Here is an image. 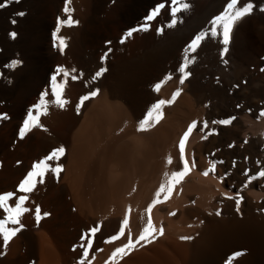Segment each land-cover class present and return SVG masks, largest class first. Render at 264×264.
Masks as SVG:
<instances>
[{
	"label": "bare ground",
	"instance_id": "1",
	"mask_svg": "<svg viewBox=\"0 0 264 264\" xmlns=\"http://www.w3.org/2000/svg\"><path fill=\"white\" fill-rule=\"evenodd\" d=\"M167 2L14 0L0 8V114L9 117L0 119V194L15 193L8 205L14 207L18 197L25 195L18 186L34 164L54 149H65L58 161L62 166L59 175L47 171L44 183H37L27 194L24 207L30 211L19 217L23 229L6 248L0 239V264H80V245L88 243L81 236L92 227L99 230L91 238L84 264H229L230 258L231 264H264V177L248 182L259 172L252 158L264 142L263 130L260 136L254 135L261 126L253 119L257 111L246 114V124H254V131L247 127L252 134L245 127L246 132H233L230 124L218 123L232 112L215 100L225 89L224 81L204 75V54L215 49L216 38L205 39L199 51L187 53L195 62L188 65L190 75L180 83L183 74L179 69L192 31L216 9L218 0L200 3L199 13L186 27L170 26L173 18ZM161 3L165 8L147 21ZM66 6L78 23H62L68 17ZM18 12L25 15L18 16ZM144 25L147 30L132 31ZM129 31L132 35L126 37ZM12 32L17 34L15 39ZM231 33L227 45L234 58L230 78L246 79V85L239 81L235 94L252 91L246 98L248 108L264 99V17L257 13L243 19ZM60 39L65 41L63 51L58 46ZM14 60L22 63L11 67ZM58 68L69 70L66 82ZM73 68L76 73L71 72ZM101 68L106 71L93 80ZM81 72L82 78L71 79ZM53 75L58 87L64 83L62 98L68 102L62 108L52 103ZM157 84H161L159 91ZM95 89L98 94L80 104L81 97ZM45 90L47 115H41V127H33L21 138L24 120ZM177 90L180 94L174 102L154 112L146 130H138L152 106L160 99L170 100ZM158 121L177 124L178 129L162 125L151 131ZM193 122L196 127L185 142V151L190 166L194 159L195 167L174 186L169 199L164 201L162 194L163 202L152 207L155 238L150 243L142 241L122 258L110 259L116 248L128 243L129 232L135 241L143 231L147 209L156 200L164 174L180 170L178 145ZM154 148L160 152L155 157ZM169 156L172 164L167 162ZM48 163L56 166L53 161ZM238 196L243 197L239 211ZM37 206L42 217L39 223ZM0 218H6L3 208ZM125 218L129 223L124 235L109 242Z\"/></svg>",
	"mask_w": 264,
	"mask_h": 264
},
{
	"label": "snow or ice",
	"instance_id": "2",
	"mask_svg": "<svg viewBox=\"0 0 264 264\" xmlns=\"http://www.w3.org/2000/svg\"><path fill=\"white\" fill-rule=\"evenodd\" d=\"M13 2H14V0H4L3 3H0V8L7 7ZM15 2H19V0H15ZM70 2H71V0H67V3H70ZM173 3H176L178 5L177 7H174L171 9L173 17H175L176 13L183 11V10H186L189 7V5L187 3H184L183 0H173ZM237 4H238V0H231V2L227 5V11H225L220 16H217L213 20V22H212L213 27L207 32L199 33V34L195 35V37L192 39V41L190 42L188 47L185 49L186 55H185L183 64H182L181 68L179 69V71L183 74L181 79H180L181 84H183L184 80L190 75V73H188L186 71L188 65L190 63L195 62L194 57L191 60L188 59L187 53L195 52L196 49L200 46V44L205 39L209 38L210 36L222 35L223 44L225 45V47L223 48L222 51L224 54H227V52H228L227 45L229 43V34L233 28V25L238 20H240L241 18L246 16L248 13H250L252 11V7H253L251 4H247L246 6H243L241 8H236ZM165 6H166L165 3H161L160 5H158V7L153 11V13L146 18V20L151 21L157 14H159L161 9L165 8ZM64 11L66 13H68V17L65 21H62V23L67 24L68 26H71L74 23H78V21L72 20L71 10L67 6L65 7ZM16 15L24 16L25 13L24 12H18ZM15 22H16L15 20L12 21V23H15ZM176 23H177V20L175 18H173L170 26H174ZM138 30H147V25L141 26L140 29H134L132 31H138ZM57 31H59V29H57ZM132 31L127 32L126 37H130L132 35ZM16 35L17 34L15 32L10 33V36L13 39L16 38ZM58 46L60 47V50L63 51V48L65 46L64 39H60ZM106 58H107V53L101 59L104 60ZM20 63H22V62L18 61V60H14L11 62L10 66L16 67ZM224 63H227V60H225ZM105 71H106L105 68H101L98 72L95 73V75L92 77V79L93 80L98 79L99 77H101L103 75V73ZM61 72L63 73L64 81L66 82L68 79L69 70L66 68H58L57 73H61ZM71 72L76 73V69L75 68L71 69ZM82 77H83V73L81 72V73H79V76L72 75L71 79L77 80L78 78H82ZM167 79H171V76L169 75L167 77ZM51 81H52L51 90H52V94L55 98L52 101V103H54L55 105L62 108L68 102L62 98V89L64 88V83H61L58 87L56 75H53L51 77ZM160 88H161V84L155 85L156 91H159ZM98 92H99V89H95V90L91 91L89 94L82 96L80 99V104H83L84 101L89 100L91 97H95L98 94ZM179 94H180V90H177V92L173 94V96L170 100H165V99L158 100L152 106V108L146 113L145 119L140 122V126H139L138 130H146L145 125H150L153 122L154 112L160 113L162 106H164L166 104L173 103ZM47 96H48V92H47V90H45V92H43L41 94V98H40L39 102L36 105H34L32 109L29 110V112H28V114L24 120L23 126L19 132V135L21 138H23L26 135V133L28 131H30L33 127H41V125L39 123L40 117H41V115H47V112H48L49 101L45 99V97H47ZM79 107H80V105H77V111H79ZM238 107H239V105H238ZM34 112H35V114H33ZM261 115L264 116V112H262ZM8 118L9 117L7 116L6 113L0 114V119H8ZM234 119H235V117H230L228 119L218 121V123L224 124V125H229L232 123V121ZM195 127H196V122H193V124L189 126L187 131L181 137V140L179 142L178 147H179V153H180V163L182 166H181L180 170H178V171H174L171 174L166 172L164 174L165 179H164V182L160 185L158 191L156 192V200H154L153 204L150 205L149 208L147 209L149 216H148L147 224L143 228V231L136 238L135 241H133V239L131 237V233L129 232L128 243L123 245L122 247L116 248L115 251L112 253V257L110 259L116 258L118 256L122 258L124 255L127 254L128 251L134 249L136 247V245L140 244L142 241H146V242L150 243L151 240L155 238V233H156L157 229L153 225L151 215H150L152 207L156 203L163 202L160 200V197L162 194H163L164 201L169 199V197H170V195L174 189V186L183 181L184 177L190 172L191 167H195L194 159L192 160L191 166H190L189 160L187 158L186 151H185V142L188 140L189 135L191 134V132L193 131V129ZM204 127H207L206 121L204 122ZM64 153H65V149L63 146H61L57 149H54L49 154V156L44 158V160L34 164L33 169L27 174L26 178L18 186V191L25 193V195H20L18 197V200H17L14 207L8 205L7 202L15 196V193L0 194V208H3L5 213H6V218H0V239L3 240V246L5 248L7 247L8 243L14 237H16L17 234L24 227L20 223L19 217L22 216L24 213L30 211V209L24 207L25 202L28 201V199H29V196L27 194L32 193L34 191L37 183H41V184L44 183V177H45L47 171H51V172L55 173L57 176L59 175V172L62 170V166L58 163V161H59V158ZM49 161L55 162L56 166L52 167V165H50L48 163ZM167 162H168V164H172L173 160H172L171 156L168 157ZM214 169H215V163H213V165H212V170L214 171ZM245 174H247V173H245ZM204 175L207 176L208 171H205ZM257 177H264V169L259 171L255 176L249 177L248 182L250 183L252 180L256 179ZM246 186L247 185H245V187ZM229 198L231 199L233 197H229ZM235 199H236V203H237V211H239V203L243 199V197L238 196ZM130 211H131V209L129 208V212ZM35 214H36V221H37V223H39L40 219L42 218L39 206L36 207ZM170 214L175 215V213H170ZM219 214L220 213L217 212V215H219ZM47 215H49V213H44V216H47ZM128 223H129L128 219L125 218L122 221V227L120 228L119 233L115 236H112L110 238L109 242L115 241V240L119 239L121 236H123L124 235V226H127ZM8 225H13V226L9 227ZM98 230H99V227H92L81 236V240L82 241H88V243L87 244L81 243V245H80V247L83 249V256H82V259L80 261V264H84V259L88 257V250L91 248V243H92L91 238L95 236V233ZM158 231L161 235L163 234V228H160ZM182 239H190V237H182ZM242 254L243 253H236V254H234V256H239ZM229 264H231V258H230Z\"/></svg>",
	"mask_w": 264,
	"mask_h": 264
},
{
	"label": "rangeland",
	"instance_id": "3",
	"mask_svg": "<svg viewBox=\"0 0 264 264\" xmlns=\"http://www.w3.org/2000/svg\"><path fill=\"white\" fill-rule=\"evenodd\" d=\"M215 0H183V2L184 3H187L188 5H189V7L186 9V10H183V11H181V12H178V13H176V15L175 16H177V17H172L173 15H172V12H171V9L172 8H174V7H177V5H176V3H173V0H168V2H167V6H168V10L170 11V13H171V19L172 18H175L176 20H177V23L175 24V26L176 25H179L180 26V24H181V26H183V27H186L192 20V18L197 14V13H199L198 12V5L201 3H206L207 5H209V4H212L213 2H214ZM172 2V3H171ZM231 2V0H218V4H217V7H216V9L215 10H212L211 11V13L206 17L207 19H208V21H207V23H206V18H205V20L200 24V25H196V28L192 31V32H194V33H192V35H191V37L192 38H194L195 36L194 35H197V34H199V33H204V32H207V31H209L210 29H211V27H213L212 25V22H213V20L217 17V16H220L221 14H223L225 11H227V6L226 5H228L229 3ZM191 4V5H190ZM247 4H251L253 7H252V11L250 12V13H248L247 14V16H244L243 18H241L240 19V21H242L243 19H248V18H250V17H254V16H257V13H258V15H260V16H263L264 17V0H238V4L236 5V8H241V7H243V6H246ZM223 5V6H222ZM170 6V7H169ZM224 8V9H222V7ZM172 7V8H171ZM221 10H222V12H221ZM234 11V10H233ZM187 12H188V14H187ZM216 14V15H215ZM250 14V15H249ZM182 15V16H181ZM215 15V16H214ZM181 16V17H180ZM211 16H212V18H211ZM189 18V19H188ZM187 19V20H186ZM173 20V19H172ZM184 20V21H183ZM239 20L237 21V22H240ZM182 22V23H181ZM205 22V23H204ZM237 22L235 23V24H237ZM210 23V24H209ZM235 24L233 25V27L235 26ZM205 25H207V26H205ZM209 27V28H208ZM208 28V29H207ZM207 29V30H206ZM233 29V28H232ZM231 32H232V30H231ZM230 32V34L229 35H231L232 36V33ZM219 35H217V36H210L209 38H216V43L220 46V48H219V46L216 44V47H214L215 49H213V50H206L205 51V54L204 55H206L205 56V59L207 60V63L205 64V66H204V69H206V71H205V74L204 75H206L208 78H211V79H219V80H222V82L224 83V91H222V93L219 95V96H217V98L215 99L216 101H218L221 105H222V107L223 108H226V109H228L229 108V110L232 112V114L230 115L231 117H234L235 116V119L232 121V125L230 126H228V127H231V130L233 131V132H237L238 130L240 131V130H242V129H244V127L248 130L249 128L250 129H252V128H254L253 127V125L251 126V125H249L251 122L250 121H248V124H246V122H247V120H248V116L249 115H251V114H253L254 113V111L257 113V117L256 118H253V119H257L256 121H257V124L259 123V122H261V124L259 123L258 124V126H263V129H262V127L260 126V130H259V127H257V128H255L256 130H258V133H259V131H261V130H263L264 131V116L262 117V115H261V113L262 112H264V108H261V107H263L264 106V99H262V100H259L258 102H257V104H255V105H250V106H247L248 108H246L245 106H246V103H247V100H246V98H248L249 96H251L252 95V91H248L247 93H243V90H241V91H239V93H241L242 94V96L240 95H237V94H235V91L236 90H239L238 88H239V81H241V82H243L244 80H246V79H239V80H233V78L231 77L230 78V75H231V73H232V70H231V67H232V64H233V61H234V58H233V55H232V50H228V52H227V54H224L223 53V48L225 47V45L223 44V40H222V36L220 35L219 37H218ZM219 38V40H218V38ZM229 39H231V37L229 36ZM220 41H222V42H220ZM230 41V40H229ZM220 43H221V45H220ZM223 46V47H222ZM201 49V46H199L197 49H196V51L195 52H197V51H199ZM222 49V50H221ZM229 49V48H228ZM180 51V50H179ZM182 51H184V50H181L180 52H182ZM195 52H190V53H188V55L190 56L192 53H195ZM225 60H227V63H224V61ZM226 69H225V68ZM225 69V71H223L224 69ZM229 71H231V72H229ZM227 73V74H226ZM230 73V74H229ZM227 83H226V82ZM246 82V83H245ZM245 82H243L245 85L247 84V81H245ZM237 85V87H236V85ZM234 85H235V89H234ZM233 86V87H232ZM227 89V90H226ZM232 89V90H231ZM228 93H227V92ZM234 92V93H233ZM231 94V95H230ZM233 94V95H232ZM239 98V99H238ZM241 99V100H240ZM240 102H239V101ZM240 103L242 104V106L240 105ZM239 105V107H237ZM233 106H234V108H233ZM242 107V108H241ZM243 107H245V108H243ZM232 108V109H231ZM238 108H239V110H238ZM232 110H235V111H232ZM238 110V111H237ZM238 112V113H237ZM246 112V113H245ZM248 112V113H247ZM261 112V113H260ZM242 113H244L245 115L246 114H249V115H246V117H245V115L244 114H242ZM239 114V115H238ZM244 115V116H243ZM171 116H172V114H171ZM241 116H243L244 117V119H242L241 118ZM259 117H261L260 119H258ZM241 118V119H240ZM247 119V120H246ZM252 119V120H253ZM262 119V120H261ZM243 120H245L244 122V124L245 125H247V126H245L244 124H243ZM261 120V121H260ZM163 121V120H162ZM221 121V120H220ZM241 121H242V123H241ZM255 121V120H254ZM163 123V124H162ZM238 123V124H237ZM255 123V127H256V122H254ZM160 124V125H159ZM220 124V123H219ZM156 125H158V126H156ZM162 125H169V123H164V122H157V123H155V125H153L152 126V129H151V131L153 130H155V128H159V126H161L162 127ZM221 125V124H220ZM222 125H224V124H222ZM236 125V126H235ZM243 126L242 128H239V127H241V126ZM226 126V125H225ZM237 126H239V127H237ZM250 126V127H249ZM169 128H171V130H177L178 128V125L177 124H172V125H169L168 126ZM247 127H249V128H247ZM252 127V128H251ZM174 128V129H173ZM177 128V129H176ZM246 129H244V131L246 132L247 130ZM249 129V130H250ZM254 129V130H255ZM184 130V129H183ZM236 130V131H235ZM247 131L248 133H251L252 134V131ZM253 130V129H252ZM253 130V131H254ZM255 130V131H256ZM254 131V135L256 136H260L261 134L259 133H257V131L255 132ZM262 132V131H261ZM181 134H182V132H181ZM181 134H179V135H181ZM263 135V138L262 139H264V133H262ZM261 136V137H262ZM264 142L262 143V145H261V147L255 152L256 154L255 155H253V158H252V162L254 163V165L255 166H257V164H258V167H257V169L260 171V170H262V169H264ZM155 149V148H154ZM158 149H159V147H158ZM160 149H162L163 150V148H161V146H160ZM160 149H159V151H160ZM156 151L154 152V154H153V156L155 155V153H156V155L158 156L159 154H160V152L159 151H157V149H155ZM165 151H167L166 149H165ZM165 151H163V153L165 152ZM159 154H158V153ZM173 151H171L170 153L171 154H173L172 153ZM165 154H166V152H165ZM169 153L167 152V154L166 155H168ZM261 154V155H260ZM164 155V154H163ZM262 158H261V157ZM155 157V156H154ZM154 157H152V158H154ZM256 157V158H255ZM258 157V158H257ZM261 158V159H260ZM155 160L157 159V157L156 158H154ZM154 159H152V160H154ZM257 159V160H256ZM154 160V161H155ZM262 165V166H261ZM260 168H262V169H260Z\"/></svg>",
	"mask_w": 264,
	"mask_h": 264
}]
</instances>
